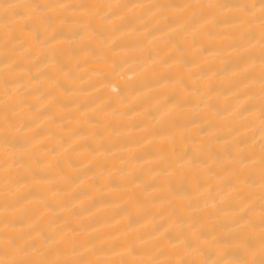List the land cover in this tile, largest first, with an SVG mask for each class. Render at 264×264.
I'll list each match as a JSON object with an SVG mask.
<instances>
[{"label":"bare ground","instance_id":"6f19581e","mask_svg":"<svg viewBox=\"0 0 264 264\" xmlns=\"http://www.w3.org/2000/svg\"><path fill=\"white\" fill-rule=\"evenodd\" d=\"M0 264H264V0H0Z\"/></svg>","mask_w":264,"mask_h":264}]
</instances>
